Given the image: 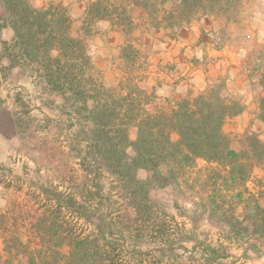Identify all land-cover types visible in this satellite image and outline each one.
Instances as JSON below:
<instances>
[{
	"label": "rangeland",
	"instance_id": "rangeland-1",
	"mask_svg": "<svg viewBox=\"0 0 264 264\" xmlns=\"http://www.w3.org/2000/svg\"><path fill=\"white\" fill-rule=\"evenodd\" d=\"M1 1L0 68L10 64V54L13 55L11 52L15 49L13 19ZM28 1L36 8L63 6L69 14L68 6L63 0ZM128 1L132 0H112L108 9L113 14H124ZM136 1L145 3L144 7L149 13H157L162 8L163 11H172L178 17L182 11L181 0ZM203 1L207 6L212 4L211 0ZM213 6L214 9L209 8L207 11L219 10L235 17L245 16L248 9H242L244 4L240 0H215ZM195 11L192 16L203 12L202 9ZM177 19L173 21L176 22ZM72 27L73 24L70 27L71 35L79 25L75 24L73 30ZM59 54V50H52L53 56ZM86 55L89 58L88 74H94L93 78L99 80L102 70L97 68L94 71L90 54L86 52ZM142 58L143 54L137 60L142 61ZM40 67L36 61L28 67L16 65L5 72L6 77L3 73L0 78V233H5L0 236V240L1 237H11V231L22 228L23 222L32 227V224H39L42 218L49 216L44 199L53 194L52 191L59 190L75 192L77 198L89 201L85 205L89 206V214L92 215L90 222L98 223V216L109 217L107 222H111V226L107 231V241L121 250L120 262L117 264H201L197 257L201 250H227L224 251L223 246L217 245L218 238L227 235L222 222L236 221L229 214L211 206L215 198H212V187L205 181L210 173L203 160L180 169H175L170 160L163 162L161 172L170 176V182L162 186L154 184L149 191L151 208L138 211L130 201L119 195L120 190L114 182L115 176L105 163L101 164L104 159L98 154L89 153L90 143L81 129L94 126V117L87 110L79 109L82 101L76 105L67 95L51 89L42 72H38ZM131 86L120 81L107 88L115 91L117 99ZM93 105L94 101L89 99L88 106ZM149 108L152 110L151 106ZM169 110L167 108L165 111ZM137 137V127L131 126L130 140L134 141ZM171 137L173 141L179 139L176 132H172ZM236 146L240 147L239 142ZM130 153L133 154L134 151L130 150ZM99 165L100 179L104 186L101 190L102 202L91 196L90 189L83 186V182L94 175ZM137 175L146 180L152 172L139 169ZM106 196L113 198L114 203H109ZM120 198L124 201H120ZM62 211L64 216L65 211ZM62 215L58 225H72L79 236L94 229V225L87 224L86 219L75 217L70 222H64ZM67 230L66 227H59L60 232ZM250 233H255L252 226ZM20 238L25 240V234ZM37 244V247L40 246L38 250L45 249L44 244L38 241ZM226 245L228 248L232 247ZM21 250L24 252L21 258L5 259L0 256V264H27L32 257L38 264H43L38 250L36 255L26 248H20ZM61 251L68 253L70 247L64 245Z\"/></svg>",
	"mask_w": 264,
	"mask_h": 264
},
{
	"label": "trees",
	"instance_id": "trees-1",
	"mask_svg": "<svg viewBox=\"0 0 264 264\" xmlns=\"http://www.w3.org/2000/svg\"><path fill=\"white\" fill-rule=\"evenodd\" d=\"M111 1L96 0L91 4L90 14L93 17L128 20V16L122 13L109 11ZM211 1L212 4L207 6L203 0H181V14L176 17L172 12L170 19L178 18L177 23L188 21L197 9H202V13L209 8L214 9L215 0ZM1 3L13 19L15 49H12L13 55L10 54V64L1 66L0 78L3 73L6 77L5 72L16 65L28 67L36 61L41 66L38 72H42L51 89L67 95L76 105L82 101L79 109L87 110L95 122L94 126L81 129L90 143L89 153L104 159L101 164L105 163L115 176L114 182L123 199L130 201L140 212L150 209V188L154 184L165 185L171 180L170 176L161 172L163 162L170 160L175 169H180L195 165L198 158H203L208 162L206 168L210 173L205 181L212 187V198H215L211 206L229 214L236 222H249L255 232L264 234V205L246 184L254 165L264 168V139L257 133L247 134L239 140L240 147L235 145L234 140L224 132L223 125L228 115L236 114L240 108L229 105L220 89H211L194 99H183L169 111L141 112L139 103L130 95H120L115 99L114 90L88 74L86 43L83 38L71 35L72 22L66 8L59 5L36 8L28 0H2ZM54 48L60 51L58 56L52 55ZM89 99L94 101L92 107L88 106ZM131 126L138 129V137L134 141L129 138ZM172 132L178 133L177 141L172 140ZM100 169L99 165L83 186L90 189L91 196L102 202L101 190L104 186ZM139 169L150 171L152 175L142 180L137 175ZM52 193L44 199L49 216L40 222L46 223L32 224L45 246L37 252L43 264L119 263L121 250L107 241V231L111 226V222H107L109 217L98 216V223L90 222L92 215L89 214V206L85 205L88 200L77 198V194L71 191L54 190ZM105 199L114 203L111 197L106 196ZM120 201L124 200L120 198ZM243 201L247 209L240 219L234 214V203ZM61 215L64 222H70L75 217L86 219V223L93 224L94 229L79 236L72 225H61L68 230L60 232L58 220ZM248 229V226H241L243 231ZM64 233L65 236H61ZM20 243L19 236H11L8 238V250H15ZM64 245L70 247L68 253L61 251ZM27 264L38 263L32 257Z\"/></svg>",
	"mask_w": 264,
	"mask_h": 264
},
{
	"label": "crops",
	"instance_id": "crops-1",
	"mask_svg": "<svg viewBox=\"0 0 264 264\" xmlns=\"http://www.w3.org/2000/svg\"><path fill=\"white\" fill-rule=\"evenodd\" d=\"M63 1L68 6L72 30L75 24L79 25L72 35L86 40L91 67L94 71L102 70L99 80L95 78L98 83L105 87H113L120 81L133 85L123 95H130L139 103L140 111L147 113L171 109L183 99H194L211 89H220L229 105L240 108L236 114L228 115L224 132L236 143L252 133L264 139V60L249 75L233 64L240 53L248 54L249 58L259 50L264 54V0H240L244 4L242 9L248 7L245 16L235 17L215 10L180 23L170 19L172 11L161 8L157 13H149L145 3L136 0L125 4L126 21L93 17L90 7L96 0ZM216 27L231 33V40L219 51L209 48L206 37L207 31ZM141 54L143 58L139 61ZM198 160L208 166L205 159ZM246 184L264 205L262 165H254ZM246 209L244 201L234 203L236 217L242 219ZM23 223L22 228L11 231L12 236L25 234L26 238H20L21 243L15 250H8V238L1 237L2 258H21L24 252L20 248L36 255L40 247L37 241L41 243V240L34 228ZM222 224L227 235L218 238L217 245L227 250H201L197 256L201 264H264V234L250 233L249 222ZM241 226H248V231L241 230Z\"/></svg>",
	"mask_w": 264,
	"mask_h": 264
},
{
	"label": "built area",
	"instance_id": "built-area-1",
	"mask_svg": "<svg viewBox=\"0 0 264 264\" xmlns=\"http://www.w3.org/2000/svg\"><path fill=\"white\" fill-rule=\"evenodd\" d=\"M206 37L208 40V45L211 50L219 51L227 46L231 40V33L222 28H211L207 31ZM248 38L250 36H247ZM264 54L261 50L257 51L255 55L251 58L248 57L246 53H240L233 64L240 69L244 74H251L256 66L263 63Z\"/></svg>",
	"mask_w": 264,
	"mask_h": 264
}]
</instances>
